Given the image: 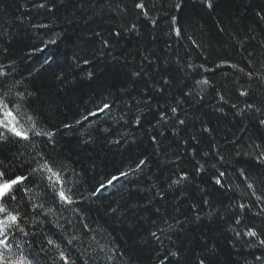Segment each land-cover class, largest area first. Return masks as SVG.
Masks as SVG:
<instances>
[{
    "label": "trees",
    "instance_id": "1",
    "mask_svg": "<svg viewBox=\"0 0 264 264\" xmlns=\"http://www.w3.org/2000/svg\"><path fill=\"white\" fill-rule=\"evenodd\" d=\"M0 264H264V0H0Z\"/></svg>",
    "mask_w": 264,
    "mask_h": 264
},
{
    "label": "rangeland",
    "instance_id": "2",
    "mask_svg": "<svg viewBox=\"0 0 264 264\" xmlns=\"http://www.w3.org/2000/svg\"><path fill=\"white\" fill-rule=\"evenodd\" d=\"M1 188V187H0Z\"/></svg>",
    "mask_w": 264,
    "mask_h": 264
}]
</instances>
